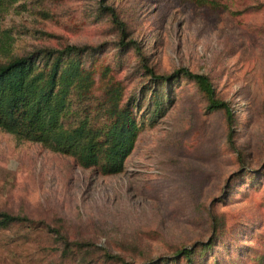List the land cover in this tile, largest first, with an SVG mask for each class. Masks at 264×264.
Returning a JSON list of instances; mask_svg holds the SVG:
<instances>
[{
    "label": "rangeland",
    "instance_id": "obj_1",
    "mask_svg": "<svg viewBox=\"0 0 264 264\" xmlns=\"http://www.w3.org/2000/svg\"><path fill=\"white\" fill-rule=\"evenodd\" d=\"M99 5L0 2L1 60L43 48H88L80 60L94 77L92 102L117 84L140 119L116 174L0 129V211L26 218L0 229V264H78L70 257L80 256L82 264H185L182 257L171 261L185 247L194 248L196 264H264V0L103 3L156 74L185 67L209 76L233 110L232 143L225 112H209L189 79L168 83L170 104L151 115L154 82L132 45L120 47V29ZM156 90L163 94L165 86ZM53 229L93 255L62 252Z\"/></svg>",
    "mask_w": 264,
    "mask_h": 264
},
{
    "label": "trees",
    "instance_id": "obj_2",
    "mask_svg": "<svg viewBox=\"0 0 264 264\" xmlns=\"http://www.w3.org/2000/svg\"><path fill=\"white\" fill-rule=\"evenodd\" d=\"M104 1L100 0L99 8L106 9L119 27L120 47L124 49L132 45L142 67L154 82L155 88L147 104L151 115L162 113L167 109L166 104H170L172 90L168 83L181 77L189 79L206 97L209 112H225L227 139L232 143L233 110L227 101L216 96L209 76L194 73L185 67L168 75L156 74L146 63L140 45L134 40L125 41L124 25L114 8L103 5ZM193 1L205 4L217 0ZM87 51L85 47L67 45L62 49L43 48L0 59V129L18 139L38 142L54 152L72 156L84 168L97 167L103 174H116L123 170L124 161L134 148L140 119L133 105L123 102V90L117 84H107L96 102H92L94 77L81 66L80 60ZM156 85H164L165 93L156 90ZM163 96L165 101L160 99ZM24 220L26 218L0 211V229ZM53 232L60 239L61 251L67 255L77 256L82 251L93 255L90 246L68 241L58 229H53ZM210 244L203 243L199 247V255L205 253ZM193 249H180L171 261L176 262L182 257L185 264H196L197 257H192ZM70 258L82 264L81 256Z\"/></svg>",
    "mask_w": 264,
    "mask_h": 264
}]
</instances>
